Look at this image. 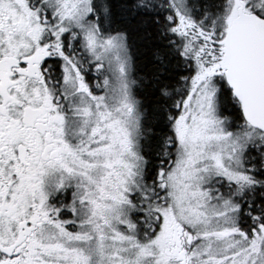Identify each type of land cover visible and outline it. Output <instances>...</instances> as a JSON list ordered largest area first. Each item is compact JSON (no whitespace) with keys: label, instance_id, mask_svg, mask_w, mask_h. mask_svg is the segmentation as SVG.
<instances>
[{"label":"snow or ice","instance_id":"obj_1","mask_svg":"<svg viewBox=\"0 0 264 264\" xmlns=\"http://www.w3.org/2000/svg\"><path fill=\"white\" fill-rule=\"evenodd\" d=\"M0 264H264V0H0Z\"/></svg>","mask_w":264,"mask_h":264}]
</instances>
